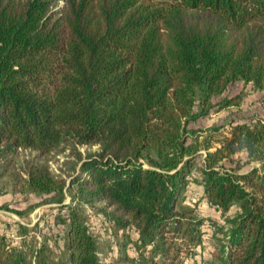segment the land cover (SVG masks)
Returning a JSON list of instances; mask_svg holds the SVG:
<instances>
[{"label": "trees", "instance_id": "obj_1", "mask_svg": "<svg viewBox=\"0 0 264 264\" xmlns=\"http://www.w3.org/2000/svg\"><path fill=\"white\" fill-rule=\"evenodd\" d=\"M237 82L264 86V0H0V186L57 205L0 221V264H104L90 213L110 264L196 258L207 229L217 264H264V119L190 127Z\"/></svg>", "mask_w": 264, "mask_h": 264}, {"label": "rangeland", "instance_id": "obj_2", "mask_svg": "<svg viewBox=\"0 0 264 264\" xmlns=\"http://www.w3.org/2000/svg\"><path fill=\"white\" fill-rule=\"evenodd\" d=\"M163 1V0H155ZM233 95H240L241 100L239 105H230L225 108H219L217 103L223 97H230ZM196 102L195 111L199 110V106ZM212 107L208 106L206 109L209 110V114L203 118L197 120L190 127L192 129H197L203 131L206 135H209L210 130L215 127L225 125L230 120H248L251 118H261L264 119V86L262 88H253L252 84H243L242 82H237L230 85L227 91L220 97H216L211 102ZM202 139V138H201ZM82 153L87 150L86 147H80L79 149ZM89 150H95V147ZM65 161L64 157H60L59 163L62 164ZM63 169H67V166H63ZM51 169L55 174H58V165L51 164ZM0 189L4 193H0V206L9 205L13 209H25L29 212L25 217H19L11 212H6L0 209V221H7L10 223L19 222L21 224H27L29 226L40 222L42 227L43 217L46 219H52L57 210L53 209L57 207L56 204H44L41 201L42 198L35 196L32 193L26 191L23 187L19 186L12 188L11 185L0 186ZM194 197L197 198L195 195ZM70 200L69 196L66 195L64 203H68ZM197 213L204 217L209 218L218 224L221 223L222 217L217 214L212 208L207 207L204 203H200L197 207ZM216 213V214H215ZM90 217V228L96 234L102 248L101 260L104 264H110L117 257V241L119 236H116L112 228H108L106 224H103L101 216L91 214ZM208 233L204 237V246L201 251H198L194 257H185L184 255L180 258L179 264H217V256L219 255V239H221L220 234L216 237L212 236V232ZM131 253V252H130ZM182 261V263H181Z\"/></svg>", "mask_w": 264, "mask_h": 264}]
</instances>
